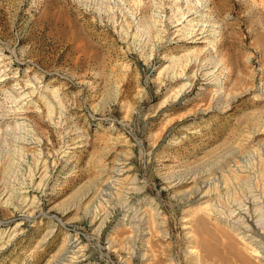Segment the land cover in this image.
<instances>
[{
    "label": "rangeland",
    "instance_id": "obj_1",
    "mask_svg": "<svg viewBox=\"0 0 264 264\" xmlns=\"http://www.w3.org/2000/svg\"><path fill=\"white\" fill-rule=\"evenodd\" d=\"M263 127L264 0H0V264H264Z\"/></svg>",
    "mask_w": 264,
    "mask_h": 264
},
{
    "label": "bare ground",
    "instance_id": "obj_2",
    "mask_svg": "<svg viewBox=\"0 0 264 264\" xmlns=\"http://www.w3.org/2000/svg\"><path fill=\"white\" fill-rule=\"evenodd\" d=\"M186 0H179V2H184ZM178 2V0H177ZM206 4V2H205ZM185 19H178L172 22V24H175L176 30L175 33H177V36L184 38L185 41H187L186 43H188L187 48L185 49L186 54H182L183 59L185 60V64L180 65V63L178 60H180L179 58L174 59L173 57L170 56H165V62L166 64L163 65V67L161 68V70L158 72L157 75V79L159 80H168L171 83H180L178 85V90L175 92L174 97H178L183 91L189 89L191 86H193L195 79L197 77L196 73H193V71H190V65L192 64V62L196 63L198 62V60L200 59L201 55L203 54V49L200 50L201 45H203L204 43H207L208 39L211 36V33L213 32L210 28L209 25H207L202 19H199V15H193L189 10H186L184 13ZM190 18V19H189ZM183 20V21H182ZM213 35V34H212ZM211 42V41H209ZM211 44V43H210ZM213 44V43H212ZM216 48V45L214 46ZM210 50V49H209ZM213 50V49H212ZM212 52V51H211ZM213 53V52H212ZM182 59V60H183ZM181 60V61H182ZM193 66V65H192ZM205 75L207 76V80H211L210 75L208 73H205ZM28 85V84H27ZM215 85V84H214ZM217 85V84H216ZM28 87V86H26ZM216 89V88H215ZM33 90V89H32ZM32 92V91H31ZM23 94V93H22ZM29 94V93H28ZM32 93H30L31 95ZM27 95V92L24 94V98ZM33 95V94H32ZM28 96V95H27ZM222 96V95H221ZM32 98V97H31ZM24 117V116H23ZM264 128V127H263ZM262 128V129H263ZM261 129V130H262ZM256 131V130H255ZM255 133V132H254ZM260 134H264V131H260ZM259 133L257 135H259ZM255 135L253 134V137ZM247 137V136H246ZM249 140V138L247 139ZM251 141V140H249ZM121 165V164H120ZM232 168V167H231ZM119 172H116L117 174H123L124 173V169L123 167L120 166ZM234 171V170H233ZM126 173V172H125ZM120 176H117V178ZM123 177V176H122ZM122 179V178H121ZM187 179V178H186ZM117 180V179H116ZM225 180V179H224ZM192 180H175L172 181V186L174 187L175 190L179 189L182 186H185L186 184L191 183ZM103 185V184H101ZM94 188V187H93ZM207 191V190H206ZM98 194L104 193V195L102 196V198L104 196H106V192H103L102 187H97L95 190H91L88 192V195L86 197L90 198L95 197ZM203 193V192H202ZM202 196V194H201ZM208 196V195H207ZM97 197V196H96ZM96 197L94 199H96ZM206 197V193L205 195H203V198ZM99 198V197H98ZM202 198V197H201ZM104 199V198H103ZM88 200V199H87ZM88 200V201H89ZM93 200V199H91ZM100 200V199H99ZM98 200V202H99ZM209 201V200H208ZM102 202V201H101ZM100 202V203H101ZM90 203V202H89ZM207 203V200H206ZM103 204V203H102ZM99 205V204H98ZM219 205V204H218ZM97 206V205H96ZM99 207V206H97ZM203 207V206H202ZM207 207V205H206ZM212 208V207H211ZM104 211V210H103ZM101 212V211H100ZM99 211L95 210V214L96 216H100ZM213 212L215 213L216 210L215 208H213ZM210 216V215H209ZM239 218V217H238ZM239 220V219H238ZM104 221V219L102 220V222ZM102 225V224H101ZM247 239V238H246ZM250 241V240H249ZM75 240L71 239L68 242L67 248H66V252H65V256L63 258V260L61 261H57L55 262V264H75V260L79 257V255H77L78 251L77 249H75L74 245ZM250 243V242H249ZM251 244V243H250ZM78 245V243H77ZM230 246V244L228 245ZM232 246V243H231ZM234 246V245H233ZM232 246V248H233ZM250 248V247H249ZM252 248V255H256L255 258H260L261 261L264 262V254L261 253L260 250H257L256 247H251ZM232 250V249H231ZM235 250V249H234ZM237 251V249H236ZM240 253V254H239ZM237 254H239V256H241V252H238ZM243 254V253H242ZM238 256V257H239ZM243 256V255H242ZM243 257H246V261H250L251 262V258L249 259L248 256L244 255ZM241 258V257H240ZM245 259V258H244ZM244 259H242L244 261ZM245 261V263H246ZM253 261V260H252ZM249 263V262H248ZM254 263V262H253ZM252 264V263H251Z\"/></svg>",
    "mask_w": 264,
    "mask_h": 264
}]
</instances>
